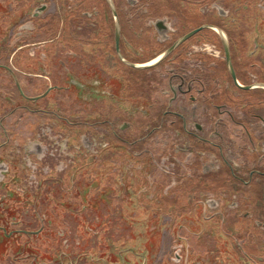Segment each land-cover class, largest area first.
<instances>
[{"label":"flooded vegetation","instance_id":"1","mask_svg":"<svg viewBox=\"0 0 264 264\" xmlns=\"http://www.w3.org/2000/svg\"><path fill=\"white\" fill-rule=\"evenodd\" d=\"M134 211L144 264H264V0H0V264H134Z\"/></svg>","mask_w":264,"mask_h":264},{"label":"rangeland","instance_id":"2","mask_svg":"<svg viewBox=\"0 0 264 264\" xmlns=\"http://www.w3.org/2000/svg\"><path fill=\"white\" fill-rule=\"evenodd\" d=\"M6 36H8V33H6ZM13 37H15V34L13 35ZM13 41H15V39L12 40V42ZM134 213H136V215L134 214L132 216L130 215L127 216V223L130 226H132L130 229V233L133 235V237L127 244H125L123 247H120V248H123V249L129 248L131 250L140 251L141 254L139 255L141 257L136 258L132 255L130 258H128L125 256L129 254L128 252L127 254L123 252V257L128 260L134 257L132 259L134 264H141V262H143L144 264V262L147 259V254H148L146 251L147 249L146 240L149 239L151 234H153V229L159 227V223L157 220H154V219L153 220L146 219L145 215H142L138 213L137 211H134ZM139 234H141L142 236L138 237ZM112 238L113 236L112 234H110V232H104L102 236L98 238V242H96V239L91 238L87 242L84 243L83 247L86 248L85 252L95 253V255L99 256L98 262L92 263L91 260L89 259L85 260V259H82V257L78 258L81 254H83L84 249L82 251H79V249H74L72 251L71 258H75V260L78 262L77 264H115L116 260L113 257L106 254L108 247H109L108 243L106 242V239H112ZM160 260H161L160 255H157V257L153 259L152 264H159ZM224 261L225 260L223 259L221 260L222 263Z\"/></svg>","mask_w":264,"mask_h":264}]
</instances>
